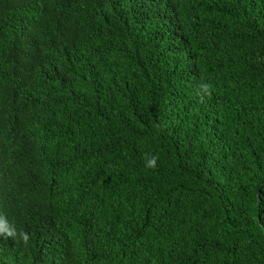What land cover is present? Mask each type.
I'll return each instance as SVG.
<instances>
[{
    "label": "trees",
    "instance_id": "16d2710c",
    "mask_svg": "<svg viewBox=\"0 0 264 264\" xmlns=\"http://www.w3.org/2000/svg\"><path fill=\"white\" fill-rule=\"evenodd\" d=\"M0 217V264H264V0H0Z\"/></svg>",
    "mask_w": 264,
    "mask_h": 264
},
{
    "label": "clouds",
    "instance_id": "9594fccd",
    "mask_svg": "<svg viewBox=\"0 0 264 264\" xmlns=\"http://www.w3.org/2000/svg\"><path fill=\"white\" fill-rule=\"evenodd\" d=\"M211 90H212V85L210 83H201L197 89V96L202 101L204 96H209V97L211 96V94H212ZM157 159H158V156L153 154L151 156V158L147 160L146 166L147 167H155ZM4 224H5L4 219L2 217H0V233H4L8 236H15L16 233L14 230L8 229L6 227H2V225H4ZM20 236H21L24 243L28 242L29 236L27 233L21 231Z\"/></svg>",
    "mask_w": 264,
    "mask_h": 264
}]
</instances>
